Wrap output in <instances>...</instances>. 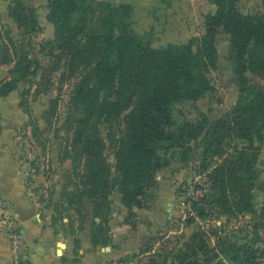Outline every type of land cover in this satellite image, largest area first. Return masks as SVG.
Returning <instances> with one entry per match:
<instances>
[{
	"label": "trees",
	"instance_id": "trees-1",
	"mask_svg": "<svg viewBox=\"0 0 264 264\" xmlns=\"http://www.w3.org/2000/svg\"><path fill=\"white\" fill-rule=\"evenodd\" d=\"M216 10L205 17V33L186 44L169 43L152 48L133 31V6L123 3H90L88 0H50L49 20L55 25L51 42L59 51L57 66H66L77 76L71 104L80 110L76 119L69 155L80 195L87 196L93 216L99 219L92 233L94 245H109L110 195L117 190L127 208V223L144 209L156 186V175L169 166L164 153L172 146H201L200 172L203 186L193 195L192 224L196 218L218 219L253 213L264 228V208L257 213L254 194L259 177L257 163L264 145V88L253 84L248 73L264 77V13L245 14L239 0H213ZM18 25L31 31L39 29L29 11L22 15L11 8ZM30 20L28 25L27 21ZM220 30L230 36V59L240 96L222 117L211 120L201 114L196 122L187 120L176 126L173 108L184 101H197L214 90L208 75L216 69ZM13 61V60H12ZM5 57V63L12 62ZM30 53H16L13 77L0 81V96H7L28 84L39 69ZM30 88L22 91L23 98ZM23 106V105H21ZM124 120L120 136L109 134L115 164L108 162V146L101 125ZM111 127V126H109ZM176 127V132L172 131ZM110 129H113L111 127ZM75 192H73L74 194ZM136 227V224H132ZM220 230L196 231L175 252L170 264H259L264 249L228 240ZM217 245L211 246V238ZM75 246L80 248L76 238ZM145 253V252H143ZM225 257L227 261L225 260ZM144 264H161L151 257ZM162 264H168L165 259Z\"/></svg>",
	"mask_w": 264,
	"mask_h": 264
},
{
	"label": "rangeland",
	"instance_id": "rangeland-1",
	"mask_svg": "<svg viewBox=\"0 0 264 264\" xmlns=\"http://www.w3.org/2000/svg\"><path fill=\"white\" fill-rule=\"evenodd\" d=\"M88 2H105L113 6L131 4V27L152 48L169 43L186 44L193 38H201L205 33L206 15L216 10L213 0ZM49 3L50 0H0V81L13 77L10 72L16 63V53H30V57L40 64L30 83L20 84L7 96H0V162H3L0 170L2 176L3 170L7 171L8 165L3 167L2 164H6L8 148L10 160L17 166V174L25 185V192L39 203L41 217H51L54 233L61 234L59 238H66L69 234L78 237L88 228H92L93 233L99 219L93 216L91 200L76 191L79 177L74 168L82 171L83 164L75 166L68 150L76 119L82 115L71 104L79 78L69 75V69L64 65L55 69V54L59 51L51 44L55 39V25L49 20ZM237 5L245 14L264 13V0H239ZM11 8L23 16H28L32 10L39 29L32 32L31 27L28 30L21 28L11 16ZM27 23L29 25L30 20ZM229 47L230 36L220 30L217 37L218 64L208 75L214 90L197 101L176 104L173 108L176 126L187 120L196 122L203 113L216 120L234 107L240 91ZM5 57L13 61L5 63ZM248 77L253 84L264 88V77L251 72ZM26 88H30V93L23 98L22 91ZM123 122L121 119L112 125H101L102 136L108 146V162L112 164L114 172L115 156L109 134L112 132L119 137L124 128ZM172 131L176 132L177 138L176 127ZM163 153L169 166L157 172L156 186L151 190L152 196L144 208V214L139 218L136 213V216L130 217V223H127V215L122 218L120 223L129 225L134 231H129L124 244H114L113 234H109L108 246L116 247L120 252L105 264H144L151 257H156L161 264L166 259L170 264L173 254L183 247L194 232L201 228L206 231L220 230L218 227L221 225L222 233L228 240L264 249V228L253 213L236 217L218 216V219L198 217L192 224L189 223L193 214L194 188L197 184L203 186L206 181L205 174L200 172L199 141L191 142L189 147L172 146ZM259 166L264 172V161ZM261 171L259 175L263 173ZM256 191L253 190L254 204L259 203L255 201V194L264 192V183ZM110 200L112 212L122 204L117 190L111 193ZM262 208L264 204L257 206V213ZM119 215L122 216L121 213ZM132 224H136V227ZM210 241L211 246L217 245L216 237L213 236ZM259 264H264V259Z\"/></svg>",
	"mask_w": 264,
	"mask_h": 264
},
{
	"label": "crops",
	"instance_id": "crops-1",
	"mask_svg": "<svg viewBox=\"0 0 264 264\" xmlns=\"http://www.w3.org/2000/svg\"><path fill=\"white\" fill-rule=\"evenodd\" d=\"M8 150L10 149L6 150V164H2L3 167L8 165L7 171L3 170L4 175L2 176L0 170V264H12L9 241L2 228V218L8 212L17 218L22 238L27 245L29 264H105L118 256L120 251L116 247L93 244L92 228L85 229L78 237L69 234L66 238H59L61 234L54 233L51 217H41L39 203H36L31 195L25 192V185L21 183V178L17 174V166L10 160ZM262 161H264V146L257 165L259 166ZM260 171L259 166L258 172ZM263 183L264 172L257 179L255 193ZM255 201L259 202L255 204L256 208L264 204V192L255 194ZM119 205L116 210H113L109 221L113 243L117 245L125 243L129 231L134 233L129 225L120 223L122 218L128 214V210L123 204ZM135 211L139 218L144 214V209ZM120 213L122 216L119 215ZM95 229L96 227L93 230ZM76 238L80 240L78 250L75 246Z\"/></svg>",
	"mask_w": 264,
	"mask_h": 264
},
{
	"label": "built area",
	"instance_id": "built-area-1",
	"mask_svg": "<svg viewBox=\"0 0 264 264\" xmlns=\"http://www.w3.org/2000/svg\"><path fill=\"white\" fill-rule=\"evenodd\" d=\"M2 228L9 241L12 264H29L27 245L22 238L16 216L11 212L4 215Z\"/></svg>",
	"mask_w": 264,
	"mask_h": 264
},
{
	"label": "water",
	"instance_id": "water-1",
	"mask_svg": "<svg viewBox=\"0 0 264 264\" xmlns=\"http://www.w3.org/2000/svg\"><path fill=\"white\" fill-rule=\"evenodd\" d=\"M107 249H109V247H107Z\"/></svg>",
	"mask_w": 264,
	"mask_h": 264
}]
</instances>
